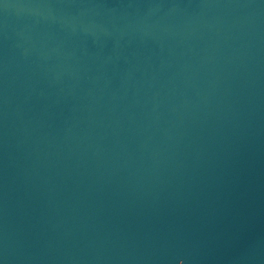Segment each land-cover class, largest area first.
<instances>
[{
	"label": "water",
	"instance_id": "1",
	"mask_svg": "<svg viewBox=\"0 0 264 264\" xmlns=\"http://www.w3.org/2000/svg\"><path fill=\"white\" fill-rule=\"evenodd\" d=\"M0 264H264V0H0Z\"/></svg>",
	"mask_w": 264,
	"mask_h": 264
}]
</instances>
